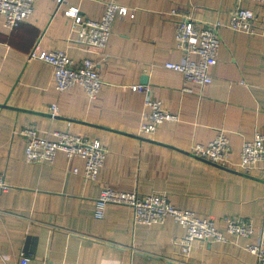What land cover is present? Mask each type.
Returning <instances> with one entry per match:
<instances>
[{
  "label": "crops",
  "instance_id": "0c3cea01",
  "mask_svg": "<svg viewBox=\"0 0 264 264\" xmlns=\"http://www.w3.org/2000/svg\"><path fill=\"white\" fill-rule=\"evenodd\" d=\"M110 1L133 17L116 15L102 52L77 42L64 11L76 6L84 18L97 20ZM241 5L254 12L258 32L221 27L212 81L204 85L185 83L164 67L182 58L176 23L190 13L225 25L234 0H34L32 14L12 29L0 15V176L9 186L0 195V264H17L21 252L28 264H255L245 247L256 233L228 235L225 242L196 240L183 257L173 239L184 230L170 217L149 226L133 223L130 207L111 203L102 218L94 214L96 198L109 186L139 195L166 193L177 208L213 217L221 228L220 218L229 215L250 218L258 229L264 182L236 163L242 142L255 131L264 134V7L248 0ZM36 44L65 50L74 63L95 60L103 81L96 96L80 85L57 91L52 67L28 57ZM136 83L149 85L177 120L140 135L144 93L129 88ZM50 103L58 106L55 117L48 113ZM27 125L42 135L60 130L100 141L108 152L96 180L82 176L80 158L63 152L52 164L26 162L20 130ZM219 132L229 140L228 166L188 154ZM28 235L37 238L33 253L24 251Z\"/></svg>",
  "mask_w": 264,
  "mask_h": 264
},
{
  "label": "built area",
  "instance_id": "2783aa9c",
  "mask_svg": "<svg viewBox=\"0 0 264 264\" xmlns=\"http://www.w3.org/2000/svg\"><path fill=\"white\" fill-rule=\"evenodd\" d=\"M61 4L63 0H53ZM235 7L230 11L228 22L224 25L220 20L202 22L194 19L190 13L180 14L176 23L174 39L182 58L177 62L167 61L164 67L180 73L185 81L201 85L212 81L210 67L215 63L220 46L219 30L226 26L231 30L248 34L258 32L255 25V14L241 5L244 0H234ZM264 7V0H248ZM34 0H0V15L5 25L12 29L26 20L33 12ZM125 6L113 1L105 4L101 17L97 20L84 18L76 6H70L64 14L71 20L70 27L76 30L77 42L86 47L102 52L107 45L112 25L116 15L133 17ZM175 13V10H172ZM29 58H35L48 63L52 67V82L57 91H64L75 85H80L90 98L99 92L103 81L98 72L97 62L84 58L74 63L65 50L46 51L38 44L28 53ZM132 91L144 93L143 118L139 124L138 133L142 136L151 135L165 121L177 120V115L168 111L161 99L153 96L149 85L136 83L129 86ZM51 117L58 114L56 103L47 107ZM25 140V161L37 164H52L58 152L67 157H78L84 162L82 176L95 181L98 171L107 155V148L98 140L65 131L52 130L42 135L36 125H27L20 130ZM230 152L229 140L219 132L206 144H194L188 154L213 164L228 166ZM238 170L244 174L255 173L264 182V134L255 131L252 139L244 140L236 163ZM74 173H79L77 168ZM4 177L0 176V195L8 189ZM126 205L132 210L133 223L153 225L163 223L172 218L184 230L180 237L173 239L183 257L189 255L191 245L196 240L206 242H225L228 235L251 237L256 233V239L246 245V250L255 257V264H264V211L260 226L255 230L253 221L242 216H224L220 218L223 227H219L213 217H200L192 210L179 209L173 205L166 193H149L139 195L136 191H122L115 188L102 187L95 200V217L102 218L108 204ZM29 257L21 252L17 264H28Z\"/></svg>",
  "mask_w": 264,
  "mask_h": 264
},
{
  "label": "water",
  "instance_id": "95a60500",
  "mask_svg": "<svg viewBox=\"0 0 264 264\" xmlns=\"http://www.w3.org/2000/svg\"><path fill=\"white\" fill-rule=\"evenodd\" d=\"M143 82H146V78H143ZM37 238L36 236H31L28 235L26 237L25 240V247H24V251L28 252V253H33L34 252V248H35V244H36Z\"/></svg>",
  "mask_w": 264,
  "mask_h": 264
}]
</instances>
